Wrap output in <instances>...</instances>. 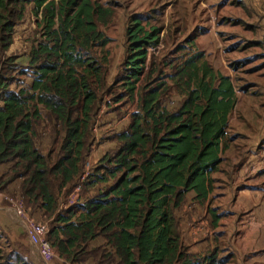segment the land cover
I'll return each mask as SVG.
<instances>
[{
    "label": "trees",
    "instance_id": "obj_1",
    "mask_svg": "<svg viewBox=\"0 0 264 264\" xmlns=\"http://www.w3.org/2000/svg\"><path fill=\"white\" fill-rule=\"evenodd\" d=\"M28 4L39 17L41 39L29 51L31 81L18 86L11 72L20 65L6 51ZM111 14L93 0H0V192L19 197L26 210L52 216L46 238L71 264H223L217 246L204 253L188 250L175 210L190 192L198 204L207 201L210 173L229 144L225 136L236 103L234 86L196 53L175 73L186 93L179 108L171 112L160 106V91L142 85L159 28L136 14L126 26L118 81L130 98L137 96L141 115L120 132L118 151L104 154L89 174L95 194L81 202L78 195L74 205L56 209L54 188L83 173L97 96L91 79L102 84L108 56L109 37L98 22L105 24ZM95 47L100 58L93 54ZM39 105L48 111L53 137L60 138L54 159L51 149L43 153L36 143L43 118ZM97 238L103 241L91 245ZM0 264L35 261L26 248L25 254L0 255Z\"/></svg>",
    "mask_w": 264,
    "mask_h": 264
},
{
    "label": "rangeland",
    "instance_id": "obj_2",
    "mask_svg": "<svg viewBox=\"0 0 264 264\" xmlns=\"http://www.w3.org/2000/svg\"><path fill=\"white\" fill-rule=\"evenodd\" d=\"M93 1L109 7L112 14L105 24L98 22V28L109 37V42L104 48L108 56L102 68V84L97 85L95 78L91 79L97 96L93 105L90 145L81 172H86L85 165L89 166V170L84 177L81 173L65 187L54 188L57 211L74 205L69 203L68 196L77 185L80 187L78 201L95 194L96 186L89 184V174L104 154L112 155L118 151L122 144L120 132L128 129L135 115H141L137 96L130 98L118 81L126 55V26L133 14L139 15L144 23L159 28V41L149 49L142 85L146 89L155 87L160 91V106L171 112L179 108L186 93L182 80H178L175 73L186 59L201 53L200 61L204 60L214 73L227 76L235 89L236 103L229 114L226 141H230L232 150L239 153L245 151L239 154L241 157L249 156L245 155L246 150L252 149L259 153V162H264V0ZM38 21L39 17L31 12V4H28L23 18L14 28L13 42L6 54L16 57L20 65L18 72H11L15 85L26 86L31 81L33 74L28 66L29 51L41 39ZM92 51L100 58V49L95 47ZM39 107L43 118L36 126L39 133L36 143L43 153L51 149L54 159L60 138L53 137L51 124L47 120L48 111L41 105ZM251 165H255V162H248L245 167ZM255 180L257 183L264 181V173L256 174ZM217 183H221V180L215 181L214 186ZM14 187V183L10 184L7 190ZM261 187L264 188V184ZM4 195L12 197L6 189L0 192V255L25 254L27 248L35 264H71L59 257L54 247L55 256L51 261L44 263L40 259L29 243L23 226L15 222L14 214L8 208L10 201L3 200ZM188 196L192 197L193 192ZM189 197L175 210V216L181 212L183 205H189ZM12 198L19 199L17 196ZM27 212L36 221L50 226L51 215L42 210ZM261 232L264 234V229ZM102 241V238H97L91 245ZM218 247L223 264H264V248L235 254L226 242ZM236 249L242 253L243 247L238 244Z\"/></svg>",
    "mask_w": 264,
    "mask_h": 264
},
{
    "label": "crops",
    "instance_id": "obj_3",
    "mask_svg": "<svg viewBox=\"0 0 264 264\" xmlns=\"http://www.w3.org/2000/svg\"><path fill=\"white\" fill-rule=\"evenodd\" d=\"M244 152L232 150L229 143L221 153L223 160L210 173L213 181L207 201L198 204L188 196L189 205L177 214L181 241L190 252L204 253L222 242L235 254L264 248V181L255 180L256 174L264 173V162H259L257 151L246 150L249 156L241 157ZM248 162L255 165L245 167ZM196 224L199 229L194 228ZM238 244L242 253L236 249Z\"/></svg>",
    "mask_w": 264,
    "mask_h": 264
},
{
    "label": "built area",
    "instance_id": "obj_4",
    "mask_svg": "<svg viewBox=\"0 0 264 264\" xmlns=\"http://www.w3.org/2000/svg\"><path fill=\"white\" fill-rule=\"evenodd\" d=\"M88 164V163H87ZM86 172L83 173V177L89 170V166L85 165ZM80 187L77 185L70 192L68 200L70 204H74L78 199ZM3 200L10 201L8 208L11 210L14 217L23 226L26 233V237L35 249L36 253L40 259L45 263L51 261L55 256V252L50 242L46 238L48 227L39 221H36L25 209L21 199H13L12 197H7V195L2 196ZM194 228L199 229V225H194Z\"/></svg>",
    "mask_w": 264,
    "mask_h": 264
}]
</instances>
